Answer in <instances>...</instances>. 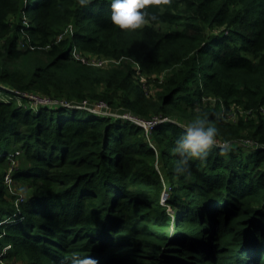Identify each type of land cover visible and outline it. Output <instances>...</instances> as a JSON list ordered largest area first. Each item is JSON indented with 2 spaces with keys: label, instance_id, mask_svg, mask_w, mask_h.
<instances>
[{
  "label": "trees",
  "instance_id": "1",
  "mask_svg": "<svg viewBox=\"0 0 264 264\" xmlns=\"http://www.w3.org/2000/svg\"><path fill=\"white\" fill-rule=\"evenodd\" d=\"M145 8L120 29L108 0H0V264H264V0ZM197 117L218 135L188 168L173 149Z\"/></svg>",
  "mask_w": 264,
  "mask_h": 264
},
{
  "label": "clouds",
  "instance_id": "2",
  "mask_svg": "<svg viewBox=\"0 0 264 264\" xmlns=\"http://www.w3.org/2000/svg\"><path fill=\"white\" fill-rule=\"evenodd\" d=\"M81 2L84 3L86 0ZM147 3L148 0H108L111 22L120 29H135L157 20L155 14H149L146 10ZM184 128L185 130L175 140L176 147L173 151L180 155L182 164L189 168L191 160L207 157L209 151L216 145L218 129L211 125L206 117H197ZM175 170L177 173L184 172L183 167H176ZM71 264H97V261L90 256L78 259L72 257Z\"/></svg>",
  "mask_w": 264,
  "mask_h": 264
},
{
  "label": "built area",
  "instance_id": "3",
  "mask_svg": "<svg viewBox=\"0 0 264 264\" xmlns=\"http://www.w3.org/2000/svg\"><path fill=\"white\" fill-rule=\"evenodd\" d=\"M74 56L81 60L83 63L87 64V65H91L94 67H98V68H105L107 67L106 64L109 62V59L107 60V58H100L97 56H82L80 54H78L77 52H74ZM114 61V60H113ZM20 96H23L25 98H27L28 100H32L35 104L40 105L42 107H54V106H58L60 103L58 101H54L50 98H46L37 94H18ZM66 105V104H65ZM67 107H72V108H78V109H85L88 110L94 114H98L101 116H109L110 114L108 113V106L106 103H97V104H90L88 102H83L81 104H76V105H66ZM103 109L106 110V113H104V115L98 113L101 111H104ZM120 119H124V120H129L132 121L136 124H138L139 126L143 127L146 131H148L154 124H156L157 122H146V121H142L139 120L137 117L126 113L124 114V116H121ZM167 121V120H164ZM158 124H161V122L159 121ZM9 177V176H8ZM9 177L8 178V182H12L13 179Z\"/></svg>",
  "mask_w": 264,
  "mask_h": 264
},
{
  "label": "rangeland",
  "instance_id": "4",
  "mask_svg": "<svg viewBox=\"0 0 264 264\" xmlns=\"http://www.w3.org/2000/svg\"><path fill=\"white\" fill-rule=\"evenodd\" d=\"M118 64H119L118 61H113V60L109 59V62L106 64V66L107 67H111V66L118 65ZM142 79H143V81L146 84L147 83V79L145 77H142ZM28 103H29V106H31L32 108H38L39 109V107H42L40 105L35 104L32 100H28ZM213 103H215V102H213ZM103 110L104 111H101V112H98V113L104 115V113H106V110L105 109H103ZM234 112H235V114H238V116L242 114V113H240L241 111H237L236 110ZM108 113L110 114L109 116H114V117H116V119H119L121 116H124V114H126V113H123V112L115 111L113 109H109ZM96 115H98V114H96ZM98 116H101V115H98ZM14 164H15V161H14L13 165ZM8 176L11 177V172L7 173L6 176H5V183L9 187V194L11 196L15 197L16 204L23 203L24 200L26 199V196H27V194H26L27 188L24 185H21V183L18 184V183L14 182V181H12V182L9 181L8 182V178H9ZM167 198H168V196L165 195V197H164V201L165 202L167 201ZM171 213H173V212H171ZM18 264H26V263L23 262V263H18Z\"/></svg>",
  "mask_w": 264,
  "mask_h": 264
}]
</instances>
